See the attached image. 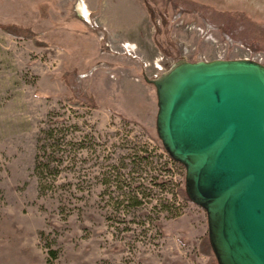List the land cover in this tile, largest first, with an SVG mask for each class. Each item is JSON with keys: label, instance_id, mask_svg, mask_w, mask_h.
<instances>
[{"label": "rangeland", "instance_id": "obj_1", "mask_svg": "<svg viewBox=\"0 0 264 264\" xmlns=\"http://www.w3.org/2000/svg\"><path fill=\"white\" fill-rule=\"evenodd\" d=\"M91 1L0 0V25L45 44L0 29V264H207L206 213L177 195L186 171L161 148L144 77L255 53L166 0ZM190 1L244 13L264 46V0ZM89 98L98 109L67 103ZM39 155L60 163L45 172Z\"/></svg>", "mask_w": 264, "mask_h": 264}, {"label": "water", "instance_id": "obj_2", "mask_svg": "<svg viewBox=\"0 0 264 264\" xmlns=\"http://www.w3.org/2000/svg\"><path fill=\"white\" fill-rule=\"evenodd\" d=\"M156 131L185 168L218 264H264V64L177 61L157 79Z\"/></svg>", "mask_w": 264, "mask_h": 264}, {"label": "trees", "instance_id": "obj_3", "mask_svg": "<svg viewBox=\"0 0 264 264\" xmlns=\"http://www.w3.org/2000/svg\"><path fill=\"white\" fill-rule=\"evenodd\" d=\"M166 2L176 12V18L185 14H197L201 18L205 28L210 31H218L223 41L229 46L240 45L252 53L264 52V46L258 40L254 38H247L244 35V31L248 28L249 24H251L250 19L244 13L233 10L218 11L209 6L190 0H166ZM0 29L12 37L30 40L39 47L45 46L43 42L38 40V35L30 29H22L13 25H0ZM67 103L73 108L90 107L92 109H98L97 105L90 98L86 101L67 99ZM45 134H47L50 138H53V130L45 132ZM51 142H54L51 144V147L60 145L59 141L53 140ZM43 147L48 148V145L45 144ZM40 148L41 146L39 149ZM161 148L165 152L171 164L178 166L179 164L170 158L163 146H161ZM40 159L41 156L39 155L37 163L40 166L42 165L45 172L48 171L49 173L53 172L50 170L54 169L51 167L53 163H60L59 160L51 155L43 157V159L46 160L45 163H41ZM177 195L183 201L189 202L185 186L177 189ZM138 204L139 202L137 205ZM199 251L210 258L207 264H218L209 242L208 233L204 238H202L201 243L199 244Z\"/></svg>", "mask_w": 264, "mask_h": 264}, {"label": "built area", "instance_id": "obj_4", "mask_svg": "<svg viewBox=\"0 0 264 264\" xmlns=\"http://www.w3.org/2000/svg\"><path fill=\"white\" fill-rule=\"evenodd\" d=\"M81 17V16H80ZM83 19H84V17H83ZM85 21H87L88 20V18H85L84 19ZM102 39H104V35H103V37H101ZM109 46V45H108ZM127 46L125 45V48H126ZM245 59H250V60H254V61H257V62H262V55L260 54V53H255V54H251V55H249V56H247Z\"/></svg>", "mask_w": 264, "mask_h": 264}, {"label": "crops", "instance_id": "obj_5", "mask_svg": "<svg viewBox=\"0 0 264 264\" xmlns=\"http://www.w3.org/2000/svg\"><path fill=\"white\" fill-rule=\"evenodd\" d=\"M88 2H89V4H90V6H94V4L92 3L91 0H88Z\"/></svg>", "mask_w": 264, "mask_h": 264}, {"label": "bare ground", "instance_id": "obj_6", "mask_svg": "<svg viewBox=\"0 0 264 264\" xmlns=\"http://www.w3.org/2000/svg\"><path fill=\"white\" fill-rule=\"evenodd\" d=\"M80 9H81L82 13L85 11V9H83L81 6H80Z\"/></svg>", "mask_w": 264, "mask_h": 264}]
</instances>
